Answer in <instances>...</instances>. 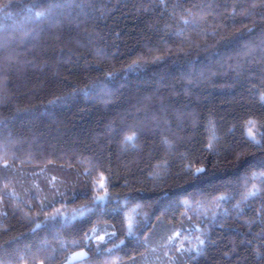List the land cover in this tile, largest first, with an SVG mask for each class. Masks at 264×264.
Listing matches in <instances>:
<instances>
[{"label":"trees","instance_id":"obj_1","mask_svg":"<svg viewBox=\"0 0 264 264\" xmlns=\"http://www.w3.org/2000/svg\"><path fill=\"white\" fill-rule=\"evenodd\" d=\"M39 263L264 264V0H0V264Z\"/></svg>","mask_w":264,"mask_h":264},{"label":"snow or ice","instance_id":"obj_2","mask_svg":"<svg viewBox=\"0 0 264 264\" xmlns=\"http://www.w3.org/2000/svg\"><path fill=\"white\" fill-rule=\"evenodd\" d=\"M92 90H93V89H89V91H92ZM76 92H77V90L74 89V90H73V93L76 94ZM126 139L131 140V139H133V138H132V137H126ZM249 139L251 140V142H253V143L257 144V145H260V143H261L260 141H257V140L255 139L254 136H251V135H250ZM209 147H211V145H209ZM238 156H239V154H238ZM203 171H204V169H203L202 167H196V168L193 170V174L201 173V172H203ZM100 187H101V188L104 187L103 183H101ZM106 196H107V192L104 191V192H101V193H99L98 195H96V196L94 197V200H101V201H102ZM61 215H62V213H61ZM131 232H132V224L129 223V224L127 225V233L130 235ZM99 239H103V237H100ZM171 241H172V237H169V242H171ZM200 243H203V241H200ZM177 250H178V251H183L184 249L181 247V248H179V249H177ZM80 254L83 255V253H80Z\"/></svg>","mask_w":264,"mask_h":264},{"label":"rangeland","instance_id":"obj_3","mask_svg":"<svg viewBox=\"0 0 264 264\" xmlns=\"http://www.w3.org/2000/svg\"><path fill=\"white\" fill-rule=\"evenodd\" d=\"M80 253H83V255H81ZM84 256H85L84 251L75 252L69 257L68 261H70V262L75 261V260L83 258ZM39 264H41V263H39Z\"/></svg>","mask_w":264,"mask_h":264}]
</instances>
